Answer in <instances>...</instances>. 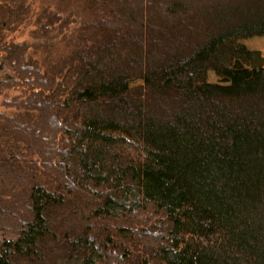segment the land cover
<instances>
[{"label":"trees","instance_id":"trees-1","mask_svg":"<svg viewBox=\"0 0 264 264\" xmlns=\"http://www.w3.org/2000/svg\"><path fill=\"white\" fill-rule=\"evenodd\" d=\"M30 2L0 0V264H264V0H57V60L8 40Z\"/></svg>","mask_w":264,"mask_h":264},{"label":"rangeland","instance_id":"rangeland-1","mask_svg":"<svg viewBox=\"0 0 264 264\" xmlns=\"http://www.w3.org/2000/svg\"><path fill=\"white\" fill-rule=\"evenodd\" d=\"M30 6L31 8L29 16L21 25L17 27V29L13 33H8V40L10 39L14 42H26L30 46H33L35 41L42 43V41H44L45 39L49 40L51 43H54L50 54L52 60H57L60 57H64L70 54L73 47L77 43H75V39L81 26L83 14L80 15L81 12L79 10V14L75 12V14L71 16V22L65 27H61L60 23L64 18H66L67 14L62 15L60 21L52 24L51 26L47 25L48 27H46V31L50 32H45L43 26L45 25V23L49 22V14L58 11L59 4L57 0H32V2H30ZM78 9L82 8L80 7ZM241 44L249 51L259 52L260 56L264 58V36L242 40ZM33 52L34 49L32 48L27 53V55L30 56ZM32 56L34 59H39V64L42 65V57H40L39 53L33 54ZM206 81L213 84L228 85V83L224 82V80L216 76L212 71H208L206 73ZM138 84H141V82L136 81L131 85L135 86ZM0 111H2L1 108ZM8 112L13 113L12 111ZM40 178L45 179L44 177ZM143 216H145V214H143ZM114 222L116 223V221ZM52 247L53 245H51V247L49 246V249H51V251L53 250Z\"/></svg>","mask_w":264,"mask_h":264}]
</instances>
